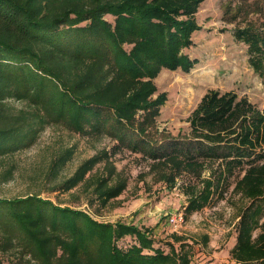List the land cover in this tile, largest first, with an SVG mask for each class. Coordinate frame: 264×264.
Instances as JSON below:
<instances>
[{
	"label": "trees",
	"instance_id": "16d2710c",
	"mask_svg": "<svg viewBox=\"0 0 264 264\" xmlns=\"http://www.w3.org/2000/svg\"><path fill=\"white\" fill-rule=\"evenodd\" d=\"M202 1L0 0V181L14 176L13 163L1 168L7 157L26 147L51 120H67L78 130L86 125L114 130L122 141L132 130L152 147L149 128L167 100L166 92L153 96V78L163 67H194L197 59L184 48L194 43L192 33L201 27L195 14ZM236 12L225 20L237 22L233 34L247 45L249 65L264 83V4L242 5ZM107 14L114 15V22ZM190 121L193 137L188 144L197 155L222 157L220 164L229 169L247 164L237 189L251 200L241 213L232 253L241 264H264V110L235 91L212 89ZM223 134L232 136L231 141L221 143ZM166 157L183 166L199 164L189 154ZM98 159H87L79 172L84 174ZM125 186V181L118 182L105 196L115 197ZM213 186L212 179L206 180L187 211L201 208ZM2 221L21 228L36 247L39 264L191 262L183 245L177 251L171 243L169 252L155 247L148 229L98 221L33 194L0 198ZM128 234L137 242L123 249L116 240Z\"/></svg>",
	"mask_w": 264,
	"mask_h": 264
},
{
	"label": "rangeland",
	"instance_id": "374dc122",
	"mask_svg": "<svg viewBox=\"0 0 264 264\" xmlns=\"http://www.w3.org/2000/svg\"><path fill=\"white\" fill-rule=\"evenodd\" d=\"M258 4L264 0H204L199 4L195 17L201 27L192 33L194 43L184 48L197 59L194 67L190 71L163 67L153 78L157 86L153 96L166 92L167 100L155 125L149 128L152 147L132 130L122 141L114 130L90 125L78 130L67 120H51L33 141L1 165L4 168L13 163L14 176L0 181V198L33 194L55 205L81 210L98 221L136 224L148 229L155 247L165 252L171 250V243L177 251L183 245L190 264H241L232 249L241 213L251 200L237 189L247 164L229 169L220 164L222 157L197 155L192 151L195 146L188 142L193 137L192 112L212 89L235 91L264 110V83L249 65L247 45L233 34L237 22L225 20V16H237L242 5ZM106 18L114 22L115 17L107 14ZM225 134L221 143L232 139ZM170 154L182 159L186 154L195 156L199 164L188 167L174 163L166 157ZM94 156L98 161L81 174V166ZM71 178L75 183L68 180ZM208 179L214 181L209 199L201 208L188 212L189 200L204 190ZM121 181L126 182L125 188L107 199L105 191ZM260 203L263 222L264 199ZM181 211L184 223L173 225L170 216ZM260 230L254 231L255 237ZM135 242L137 238L131 234L116 240L123 249ZM91 248L96 249V245ZM58 251L61 254V249ZM35 252L21 228L13 222L0 223V264H39ZM83 264L91 263L85 260Z\"/></svg>",
	"mask_w": 264,
	"mask_h": 264
},
{
	"label": "built area",
	"instance_id": "2783aa9c",
	"mask_svg": "<svg viewBox=\"0 0 264 264\" xmlns=\"http://www.w3.org/2000/svg\"><path fill=\"white\" fill-rule=\"evenodd\" d=\"M169 220L173 225H180V224L184 223L185 215H184L183 211H181V212H178V213L170 216Z\"/></svg>",
	"mask_w": 264,
	"mask_h": 264
}]
</instances>
